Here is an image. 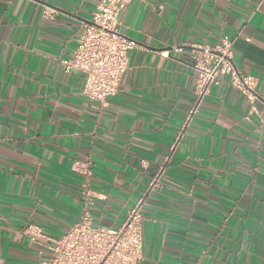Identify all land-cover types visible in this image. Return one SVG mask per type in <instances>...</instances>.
<instances>
[{"label":"crops","instance_id":"obj_1","mask_svg":"<svg viewBox=\"0 0 264 264\" xmlns=\"http://www.w3.org/2000/svg\"><path fill=\"white\" fill-rule=\"evenodd\" d=\"M99 3L0 0V264L48 258L26 230L65 235L86 182L102 198L94 225L118 228L170 155L146 198L138 264H264V0L134 1L118 29L136 47L105 104L62 65ZM225 38L258 100L225 78L183 131L197 98L191 51Z\"/></svg>","mask_w":264,"mask_h":264},{"label":"built area","instance_id":"obj_2","mask_svg":"<svg viewBox=\"0 0 264 264\" xmlns=\"http://www.w3.org/2000/svg\"><path fill=\"white\" fill-rule=\"evenodd\" d=\"M139 0H100L92 19L85 23L84 34L72 60L62 62L66 73H81L85 77L83 94L87 99L105 104L119 92L122 80L129 69V51L136 47L134 41L119 32L121 12ZM143 1V0H140ZM193 69L197 73V98L183 125L191 126L201 111L211 87L229 78L231 85L251 103L258 100L255 81L244 76L234 61L233 42L228 38L221 45L195 47L191 51ZM165 55V54H163ZM250 120V116L247 117ZM183 134L171 152L177 148ZM171 155L166 157L159 174L143 197L130 209L118 228L94 225L92 208L97 199L88 182L83 185L80 219L58 239L44 235L39 227L26 230L33 243L45 239L50 256L40 264H138L143 257V210L149 193L160 185Z\"/></svg>","mask_w":264,"mask_h":264}]
</instances>
